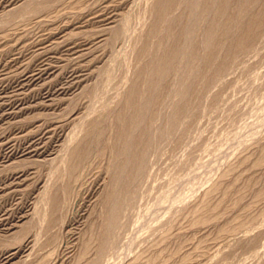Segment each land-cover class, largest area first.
I'll return each instance as SVG.
<instances>
[{
    "label": "rangeland",
    "instance_id": "rangeland-1",
    "mask_svg": "<svg viewBox=\"0 0 264 264\" xmlns=\"http://www.w3.org/2000/svg\"><path fill=\"white\" fill-rule=\"evenodd\" d=\"M166 1L0 0V264H264V0Z\"/></svg>",
    "mask_w": 264,
    "mask_h": 264
},
{
    "label": "water",
    "instance_id": "water-1",
    "mask_svg": "<svg viewBox=\"0 0 264 264\" xmlns=\"http://www.w3.org/2000/svg\"><path fill=\"white\" fill-rule=\"evenodd\" d=\"M159 5H160V8L161 7H163V8H166V6H167V1L166 0H159ZM208 7L207 6H205V8L203 7L202 9L203 10H206ZM216 30V26H215V22H213V23H211V26L208 28L207 27V29H205V32H204V42H205V44L206 43H208V44H206V45H209L210 44V42H211V39H212V36H213V31H215ZM212 35V36H211ZM165 55H168V56H165ZM165 55H163L162 56V58L165 56V58H163V60H162V66L161 67H163V66H166L165 64L167 63V61L172 57V50L171 51H169L167 54H165ZM167 57V58H166ZM161 69H164V67L163 68H161ZM181 84V83H180ZM179 84V85H180ZM178 85V86H179ZM180 86H184V85H180ZM184 88V87H183ZM173 109V112L174 111H177L178 110V107H173L172 108Z\"/></svg>",
    "mask_w": 264,
    "mask_h": 264
},
{
    "label": "bare ground",
    "instance_id": "bare-ground-1",
    "mask_svg": "<svg viewBox=\"0 0 264 264\" xmlns=\"http://www.w3.org/2000/svg\"><path fill=\"white\" fill-rule=\"evenodd\" d=\"M144 98V97H143ZM108 194V193H107ZM110 198V197H109ZM101 233H102V231H101Z\"/></svg>",
    "mask_w": 264,
    "mask_h": 264
}]
</instances>
